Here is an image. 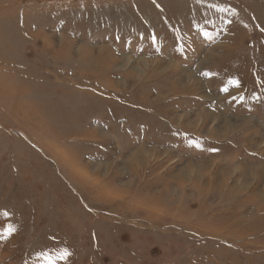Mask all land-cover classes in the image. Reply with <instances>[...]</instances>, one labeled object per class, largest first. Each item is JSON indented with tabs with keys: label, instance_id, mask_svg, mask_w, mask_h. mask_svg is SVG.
<instances>
[{
	"label": "rangeland",
	"instance_id": "rangeland-1",
	"mask_svg": "<svg viewBox=\"0 0 264 264\" xmlns=\"http://www.w3.org/2000/svg\"><path fill=\"white\" fill-rule=\"evenodd\" d=\"M263 187L264 0H0V264H264Z\"/></svg>",
	"mask_w": 264,
	"mask_h": 264
},
{
	"label": "bare ground",
	"instance_id": "bare-ground-1",
	"mask_svg": "<svg viewBox=\"0 0 264 264\" xmlns=\"http://www.w3.org/2000/svg\"><path fill=\"white\" fill-rule=\"evenodd\" d=\"M159 68L158 67H156V70L157 71H159L158 70ZM161 73V72H160ZM198 83V82H197ZM199 87V86H198ZM188 91V90H187ZM159 92H157L156 94H157V96H156V98H155V100H153V101H156V102H158V103H160L161 102V100H162V98H164L163 96H160L159 94H158ZM155 94V95H156ZM210 114L209 113H207V112H202V114L201 113H199V115H196V117L194 118V120H192V121H190L191 123H189L188 125H187V127H179V129H181V130H183V131H185L187 134H196V131H199V130H203L204 128H206L207 126H208V123H209V121L212 119V117L211 116H209ZM174 117V116H173ZM173 117L172 118H170V121L173 123V124H176V121L178 120H175V119H173ZM200 119H202V125H201V127H199V125H198V121L200 120ZM215 119H216V117H215ZM217 119H219V117L217 118ZM182 121V120H181ZM211 123V122H210ZM236 124V123H235ZM227 126V125H226ZM227 128H228V126H227ZM207 129V128H206ZM205 130V129H204ZM215 130V129H214ZM213 129H211V128H209L208 130H207V133H209V134H211L213 137H214V135H216L217 137H219L220 135H224V137H227V135L230 133L229 132V130H223L220 134L219 133H217L216 131H214ZM203 159H204V157H203ZM210 165V166H209ZM213 164L209 161V162H207V161H204V164L202 163V162H200V163H198V164H195V165H193V164H191V166H190V168L191 169H193L192 171L194 172H192L193 174H194V177H193V181H195V188H198L200 185H201V183H204L205 182V184H208V183H210L211 181H214V183H219V185L221 184L220 183V181L218 180V174H217V172L215 171L214 173H212V172H210V169L208 168V167H211ZM208 166V167H207ZM212 170V169H211ZM182 173V172H181ZM181 173H179V175L178 176H181ZM211 173V174H210ZM226 173H227V171H223V173L221 174V175H224V178H221L222 180H225V176H226ZM220 175V174H219ZM178 181V180H177ZM182 182H184V179H182V178H180L179 179V181L177 182L178 184H180L181 185V183ZM200 184V185H199ZM218 185V186H219ZM244 187H246V183L244 184ZM212 188V187H211ZM261 191H262V193L264 194V187H263V189H261ZM252 199H255L254 197H252ZM253 202H255V201H253Z\"/></svg>",
	"mask_w": 264,
	"mask_h": 264
}]
</instances>
